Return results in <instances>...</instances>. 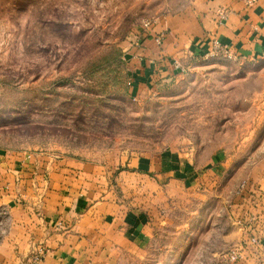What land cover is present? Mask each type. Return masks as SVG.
I'll use <instances>...</instances> for the list:
<instances>
[{
  "label": "rangeland",
  "instance_id": "rangeland-1",
  "mask_svg": "<svg viewBox=\"0 0 264 264\" xmlns=\"http://www.w3.org/2000/svg\"><path fill=\"white\" fill-rule=\"evenodd\" d=\"M192 1L0 0V149L79 158L114 175L144 155L193 151L205 169L221 163L228 188L243 187L239 178L264 155V57L226 45L232 57L190 60L166 84L133 83L131 48ZM155 38L161 46L164 35ZM214 182L178 190L171 226L145 258L117 264L218 261L209 255L216 227L205 223L216 219ZM126 184L113 178L111 187L129 204L137 184L123 192Z\"/></svg>",
  "mask_w": 264,
  "mask_h": 264
},
{
  "label": "crops",
  "instance_id": "crops-1",
  "mask_svg": "<svg viewBox=\"0 0 264 264\" xmlns=\"http://www.w3.org/2000/svg\"><path fill=\"white\" fill-rule=\"evenodd\" d=\"M158 33L164 35L161 46ZM213 39L241 56L264 57V0H193L183 12L164 18L142 36L143 48L128 53L133 83L144 88L175 80L190 60L211 50ZM194 154L144 155L134 162L136 169L125 167L114 175L79 158L0 149V264L143 260L161 230L171 226L178 190L191 195L214 179L216 219L205 222L217 234L210 258L219 260L238 246L237 264H264V155L239 178L243 187L237 180L230 189L219 161L208 170L196 164ZM113 178L118 185L127 183L123 192L136 182L129 204L112 189Z\"/></svg>",
  "mask_w": 264,
  "mask_h": 264
},
{
  "label": "built area",
  "instance_id": "built-area-1",
  "mask_svg": "<svg viewBox=\"0 0 264 264\" xmlns=\"http://www.w3.org/2000/svg\"><path fill=\"white\" fill-rule=\"evenodd\" d=\"M255 1L256 0H247L249 4H252ZM220 15L222 17H225L226 12L223 10L220 12ZM159 39L158 41H160ZM210 54H222L228 57L233 56V54L229 52V49L226 46H224L218 39H213L211 50H209V52H207V54L205 55L208 56ZM241 252L242 251L238 246H233L222 256L221 259L216 261L214 264H237L241 257Z\"/></svg>",
  "mask_w": 264,
  "mask_h": 264
}]
</instances>
